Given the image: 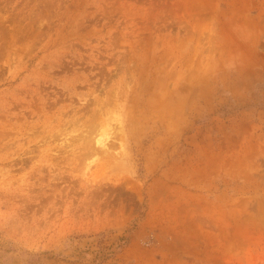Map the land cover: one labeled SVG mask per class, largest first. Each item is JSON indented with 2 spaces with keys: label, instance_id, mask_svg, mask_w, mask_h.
Returning a JSON list of instances; mask_svg holds the SVG:
<instances>
[{
  "label": "rangeland",
  "instance_id": "obj_1",
  "mask_svg": "<svg viewBox=\"0 0 264 264\" xmlns=\"http://www.w3.org/2000/svg\"><path fill=\"white\" fill-rule=\"evenodd\" d=\"M0 264H264V0H0Z\"/></svg>",
  "mask_w": 264,
  "mask_h": 264
},
{
  "label": "bare ground",
  "instance_id": "obj_2",
  "mask_svg": "<svg viewBox=\"0 0 264 264\" xmlns=\"http://www.w3.org/2000/svg\"><path fill=\"white\" fill-rule=\"evenodd\" d=\"M96 144L100 145L101 147H103V141H101L99 138L96 140Z\"/></svg>",
  "mask_w": 264,
  "mask_h": 264
}]
</instances>
